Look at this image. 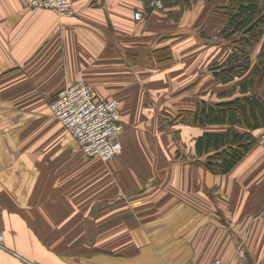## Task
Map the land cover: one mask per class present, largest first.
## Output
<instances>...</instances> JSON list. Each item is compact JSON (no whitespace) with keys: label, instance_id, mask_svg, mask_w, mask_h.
Wrapping results in <instances>:
<instances>
[{"label":"crops","instance_id":"crops-1","mask_svg":"<svg viewBox=\"0 0 264 264\" xmlns=\"http://www.w3.org/2000/svg\"><path fill=\"white\" fill-rule=\"evenodd\" d=\"M151 2L73 0L62 17L0 0V264H264V127L231 172L205 167L195 139L210 126L175 118L221 101L212 68L228 49L194 9ZM75 80L120 101L108 163L51 114Z\"/></svg>","mask_w":264,"mask_h":264},{"label":"trees","instance_id":"trees-1","mask_svg":"<svg viewBox=\"0 0 264 264\" xmlns=\"http://www.w3.org/2000/svg\"><path fill=\"white\" fill-rule=\"evenodd\" d=\"M162 1L158 10L174 17L210 9L193 19L202 33L211 37L205 27L210 21L212 27L219 25L214 35L234 39L233 47H227L228 53L212 68L222 83L221 101H205L175 118L210 126L195 139L196 154L206 157L204 165L210 171L227 174L256 146L253 131L264 127V0Z\"/></svg>","mask_w":264,"mask_h":264},{"label":"built area","instance_id":"built-area-1","mask_svg":"<svg viewBox=\"0 0 264 264\" xmlns=\"http://www.w3.org/2000/svg\"><path fill=\"white\" fill-rule=\"evenodd\" d=\"M24 1L27 8L53 9L62 17L76 15L73 0ZM151 5L156 9L164 6L162 0H152ZM143 16L141 11L135 14L137 20ZM50 109L87 156L108 163L122 153L119 138L125 126L117 98L100 97L86 81L75 80L51 100ZM210 264L234 263L216 258Z\"/></svg>","mask_w":264,"mask_h":264},{"label":"rangeland","instance_id":"rangeland-1","mask_svg":"<svg viewBox=\"0 0 264 264\" xmlns=\"http://www.w3.org/2000/svg\"><path fill=\"white\" fill-rule=\"evenodd\" d=\"M205 7H203L200 11L199 10H197V15L198 14H203V13H205L206 12V14H209V11H210V9H204ZM212 8V7H211ZM202 23H204V21L202 22ZM205 23H206V25H205V27L207 28H205L206 29V34H209L210 32H213L212 34H216V28H218V26L219 25H217V26H215V27H212V25H211V22L209 21V23L208 22H206L205 21ZM199 26H200V24H199ZM211 37H209V38H211V39H215V40H218V41H220L221 43H222V46H221V52H222V56H223V53L225 52V50H224V47L226 48V49H228L227 47H233V45H234V39H232V38H220L219 36H217V35H210ZM209 38H206V40H209ZM217 38V39H216ZM239 38V37H238ZM221 39V40H220ZM217 41V42H218ZM239 247H240V249H239V251H242L243 250V248H242V245L240 244L239 245Z\"/></svg>","mask_w":264,"mask_h":264}]
</instances>
